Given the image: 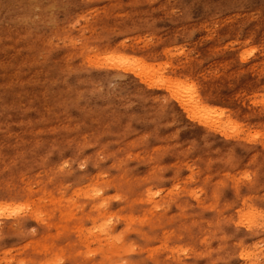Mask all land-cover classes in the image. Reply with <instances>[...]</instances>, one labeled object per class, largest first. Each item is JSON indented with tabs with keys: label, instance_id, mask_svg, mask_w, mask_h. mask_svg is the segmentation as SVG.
Segmentation results:
<instances>
[{
	"label": "rangeland",
	"instance_id": "obj_1",
	"mask_svg": "<svg viewBox=\"0 0 264 264\" xmlns=\"http://www.w3.org/2000/svg\"><path fill=\"white\" fill-rule=\"evenodd\" d=\"M190 86L244 130L180 109ZM244 198L264 0H0V264H264Z\"/></svg>",
	"mask_w": 264,
	"mask_h": 264
},
{
	"label": "bare ground",
	"instance_id": "obj_2",
	"mask_svg": "<svg viewBox=\"0 0 264 264\" xmlns=\"http://www.w3.org/2000/svg\"><path fill=\"white\" fill-rule=\"evenodd\" d=\"M175 98L178 102L179 108L186 110L187 112L192 114V117L199 120V124L209 128V129H217V130H228L230 127H235L237 131H243V124L241 119H239L233 110L231 109H215L212 107H207L205 105V100L198 95V92L193 86L188 87L185 90H176ZM180 108V109H181ZM214 127V128H213ZM258 199H254L255 203L258 202ZM252 199L244 198L242 200L241 205L248 210L245 212L244 216L248 219L249 224L247 227L248 232L245 234H240L239 239H247L248 237H252L255 239V242L258 239L263 238L264 241V234H259L264 230V202L261 206L251 205ZM251 208V209H250ZM264 232V231H263ZM225 250V249H223ZM226 251V250H225ZM251 249V247L247 245H241L240 247L235 250L239 259L245 260V262L252 258L253 255H256V252ZM232 252V251H231ZM224 253V251H223ZM223 255V254H221ZM259 260H257L258 262ZM241 262V261H239ZM240 264V263H239Z\"/></svg>",
	"mask_w": 264,
	"mask_h": 264
}]
</instances>
